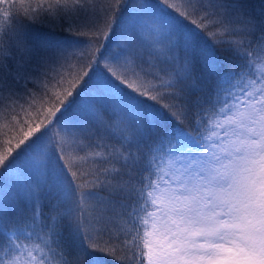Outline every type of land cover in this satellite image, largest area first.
<instances>
[{"label": "snow or ice", "instance_id": "1", "mask_svg": "<svg viewBox=\"0 0 264 264\" xmlns=\"http://www.w3.org/2000/svg\"><path fill=\"white\" fill-rule=\"evenodd\" d=\"M26 15L47 30L25 32L8 11L0 21L5 113L36 95L29 83L46 89L69 47L96 48L45 119L0 151L11 180L0 183V264H264V71H253L264 9L49 0ZM69 146L86 168L71 170Z\"/></svg>", "mask_w": 264, "mask_h": 264}, {"label": "trees", "instance_id": "2", "mask_svg": "<svg viewBox=\"0 0 264 264\" xmlns=\"http://www.w3.org/2000/svg\"><path fill=\"white\" fill-rule=\"evenodd\" d=\"M99 6H103L107 3V0H96ZM246 10L255 16L261 14L262 9H264V0H243ZM49 0H13L12 3H0V21H4L3 12L8 11L10 16L15 21L16 27L22 29L28 33H35L38 31L47 30V25L40 24L38 22H32L26 12L40 13L42 9H47ZM170 3H175L178 7L181 6L182 0H170ZM181 10L184 9L181 7ZM67 36V34H61L60 29H56L57 38H62V36ZM73 40H79L81 42L87 41L89 37H73ZM116 37H113V43L110 45L112 49H115ZM7 43V38L4 40ZM96 45L93 44L91 49H86L85 45L81 43L79 46H73L68 48L69 60L64 67L59 65H53L54 71L49 72V76L53 77L51 81L44 80L47 85L46 89L44 87H37L31 83L28 84V90L36 93L34 97L24 96L23 99L19 100L14 106V111L5 113L2 105H0V151H3L7 147L15 145L18 139L22 138L23 132L27 131L29 127H35L36 124L40 123L45 119L47 111L52 107L55 102V95L63 93L65 88H68V82L71 81L77 71V59L84 52L85 62L87 59L88 52H94ZM108 53L105 52V55ZM261 66V61L257 62V67H254L253 71H259ZM103 67V65H101ZM147 67V65H145ZM122 71V70H121ZM59 73L60 75H57ZM254 78V77H252ZM43 79V78H42ZM63 79V83H57ZM129 82L132 83L133 87L139 86L140 81L136 80L134 77H129ZM71 90V89H69ZM23 93V88L19 89ZM6 95V93H5ZM146 104H153L151 100L147 97H142ZM27 101V102H26ZM7 103V101H5ZM112 118V122H115L117 117L113 116L111 110L105 113V118ZM185 127H188L190 131H195L188 121H185ZM106 136L105 142L107 144H115L119 147V141L116 136H111L109 133H104ZM95 139V137L93 138ZM99 151V149H97ZM84 152L79 151L74 147H67L66 153H64L65 159L68 161V166L72 171H77V169H83L87 167V164L80 159L84 156ZM155 178V177H153ZM5 180L11 185V180L0 173V183ZM12 187H15L12 185ZM23 206V205H22ZM123 252H117V256H123ZM99 264H120V262L112 257H103Z\"/></svg>", "mask_w": 264, "mask_h": 264}, {"label": "rangeland", "instance_id": "3", "mask_svg": "<svg viewBox=\"0 0 264 264\" xmlns=\"http://www.w3.org/2000/svg\"><path fill=\"white\" fill-rule=\"evenodd\" d=\"M259 71H264V61H261V66L259 67Z\"/></svg>", "mask_w": 264, "mask_h": 264}]
</instances>
